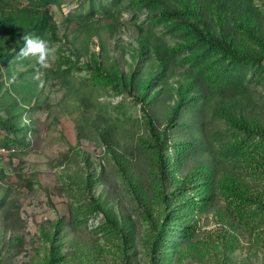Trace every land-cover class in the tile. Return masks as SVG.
I'll return each mask as SVG.
<instances>
[{"label":"rangeland","instance_id":"obj_1","mask_svg":"<svg viewBox=\"0 0 264 264\" xmlns=\"http://www.w3.org/2000/svg\"><path fill=\"white\" fill-rule=\"evenodd\" d=\"M3 15L0 264H264V0ZM9 25L55 47L47 66Z\"/></svg>","mask_w":264,"mask_h":264},{"label":"trees","instance_id":"obj_2","mask_svg":"<svg viewBox=\"0 0 264 264\" xmlns=\"http://www.w3.org/2000/svg\"><path fill=\"white\" fill-rule=\"evenodd\" d=\"M6 18L7 16H0V27H1V24H4L6 21ZM20 18V15L18 14H15V15H8V22L9 20L13 22V20H15V22H18ZM39 26V25H37ZM10 29H8V31L10 32L9 34L13 35L14 38H15V45L18 47L20 43H23L24 44V41L22 39V36L26 33H29L31 35H35L34 31L35 30H31L30 32H26L21 26H18L17 29H16V32H14L12 34V32L10 31L11 30V25H9ZM200 34V37L205 40L206 42H209L210 44H212L213 46L219 48L220 50H223V52H225L230 58H233V59H241L243 58V56L239 55V54H236V52H234L233 48L228 44V42L224 41V39L222 38H216V37H213L212 35H209V34ZM21 47H18V50L20 49ZM13 55H10V57H8V60L10 58H13L12 57ZM30 56V55H29ZM111 204L109 206V208L111 209ZM171 218L170 216L167 217V219ZM109 220V219H108ZM170 220V219H169ZM123 227H124V231H122L123 234H125L124 238L127 239H123L122 238V242L125 243L126 245H128V242L127 241H130L129 237L130 236H127V233L128 230H129V226L128 224H123ZM132 236V235H131ZM127 247V246H126Z\"/></svg>","mask_w":264,"mask_h":264},{"label":"clouds","instance_id":"obj_3","mask_svg":"<svg viewBox=\"0 0 264 264\" xmlns=\"http://www.w3.org/2000/svg\"><path fill=\"white\" fill-rule=\"evenodd\" d=\"M24 41L23 47L19 49V55L26 57L34 55L37 57L38 62L43 66H47V61L50 58H54L56 49L50 46L49 41L40 39L39 37L33 36L26 33L22 36Z\"/></svg>","mask_w":264,"mask_h":264}]
</instances>
